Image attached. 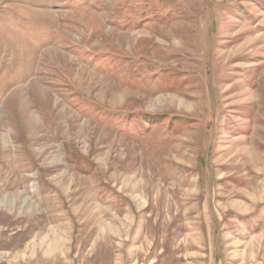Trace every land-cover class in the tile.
<instances>
[{"label": "rangeland", "instance_id": "374dc122", "mask_svg": "<svg viewBox=\"0 0 264 264\" xmlns=\"http://www.w3.org/2000/svg\"><path fill=\"white\" fill-rule=\"evenodd\" d=\"M0 264H264V0H0Z\"/></svg>", "mask_w": 264, "mask_h": 264}, {"label": "bare ground", "instance_id": "6f19581e", "mask_svg": "<svg viewBox=\"0 0 264 264\" xmlns=\"http://www.w3.org/2000/svg\"><path fill=\"white\" fill-rule=\"evenodd\" d=\"M53 245H54V246H57V245H58V242H57V241H56V242H54V243H53Z\"/></svg>", "mask_w": 264, "mask_h": 264}]
</instances>
